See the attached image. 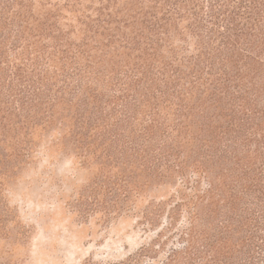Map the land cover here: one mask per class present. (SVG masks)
Masks as SVG:
<instances>
[{
	"label": "trees",
	"instance_id": "16d2710c",
	"mask_svg": "<svg viewBox=\"0 0 264 264\" xmlns=\"http://www.w3.org/2000/svg\"><path fill=\"white\" fill-rule=\"evenodd\" d=\"M99 2L63 3L79 5L69 9L87 33L78 43L62 38L59 7L35 19L38 37L56 39L48 52L57 59L51 70L44 51L32 52L38 47L29 26L32 0H0L2 141L22 134L24 156L31 129L55 124L63 105L61 119L71 121L76 148L98 151L108 164L141 166L159 181L179 174L181 183L196 177L187 169L221 167L215 231L197 236L190 221L177 224L172 232L183 241L158 264H264V0ZM121 47L126 60L107 58L104 50L119 56ZM12 52L21 61H10ZM183 202H175L162 227L175 225ZM156 244L112 264L153 257Z\"/></svg>",
	"mask_w": 264,
	"mask_h": 264
},
{
	"label": "rangeland",
	"instance_id": "374dc122",
	"mask_svg": "<svg viewBox=\"0 0 264 264\" xmlns=\"http://www.w3.org/2000/svg\"><path fill=\"white\" fill-rule=\"evenodd\" d=\"M32 2L33 17L29 26L36 33L32 37L33 45L38 46L32 52L44 51L41 57L49 58L47 64L52 70L57 59L48 52L56 39L38 37L35 19L59 7L61 13L56 25L64 34L62 38L78 43L87 33L77 20L78 13L69 9L79 5L64 8L66 0ZM82 2L93 7L100 4L99 0ZM117 2L123 7L127 0ZM48 41V49L41 47ZM24 44L17 52L24 51ZM112 49L104 50L110 52L107 58H128L127 50L122 47L116 51L119 56H112L115 54ZM100 51L90 52L101 54ZM10 57V61L22 59L20 53L12 52ZM56 109L58 121L55 124L31 129L30 149L24 156H19L24 153L20 147L22 134L16 139L7 136L5 142L0 136V264H93L100 261L112 264L126 259L130 253L129 256L137 255L138 249L147 243H157L161 248L151 255L153 257L140 258L136 264H158L172 245L183 241L178 240L179 231L172 232L177 224L182 223V227L190 221L197 236L201 230L215 231L213 227L219 217L214 216V209L217 214L221 213V167L209 164L207 169H187V175L193 172L196 177L181 183L179 174L159 181L141 166L131 168L122 162L108 164L96 157L98 151L84 153L76 148L68 133L71 121L61 119L66 109L63 105ZM14 142L19 144L14 145ZM182 200L181 215L177 214L175 225L170 230L162 227L175 202ZM216 200L220 201L217 206L213 202ZM150 212L152 225L146 221V214ZM159 230L161 239L155 242L153 239Z\"/></svg>",
	"mask_w": 264,
	"mask_h": 264
}]
</instances>
